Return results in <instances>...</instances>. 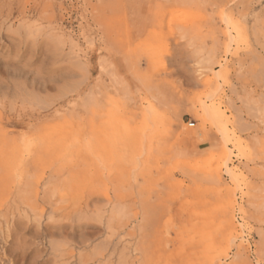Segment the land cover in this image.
<instances>
[{
  "label": "rangeland",
  "instance_id": "1",
  "mask_svg": "<svg viewBox=\"0 0 264 264\" xmlns=\"http://www.w3.org/2000/svg\"><path fill=\"white\" fill-rule=\"evenodd\" d=\"M126 261L264 264V0H0V264Z\"/></svg>",
  "mask_w": 264,
  "mask_h": 264
},
{
  "label": "bare ground",
  "instance_id": "2",
  "mask_svg": "<svg viewBox=\"0 0 264 264\" xmlns=\"http://www.w3.org/2000/svg\"><path fill=\"white\" fill-rule=\"evenodd\" d=\"M51 104H52V103H51ZM51 106H52V105H51ZM41 107H42V106H41ZM47 108H48V107H47ZM209 121H210V120H209ZM212 123H213V122H212ZM202 124H203V123H202ZM214 124H215V122H214ZM190 125H191V124H190ZM209 125H210V124H209ZM194 126H195V125H194ZM216 126H217V125H216ZM219 127H220V126H219ZM219 127H218V128H219ZM189 131H190V130H189ZM189 131H188V132H189ZM222 132H223V131H222ZM20 166H21V165H20ZM20 166H19V167H20ZM1 170H2V169H1ZM15 172H16V171H15ZM25 172H26V171H25ZM18 174H19V173H18ZM22 177H23V176H22ZM22 179H23V178H21V180H22ZM21 180H20V181H21ZM22 183H23V182H22ZM24 191H25V192H23L22 195L25 196V195L28 194L29 191H27V192H26V190H24ZM36 193H37V191H36ZM90 197H91V195H90ZM43 198H44V197H43ZM40 200H41V199H40ZM20 202H21V199H20ZM51 206H52V205H51ZM52 207H53V206H52ZM14 208H15V207H14ZM61 209H62V208H61ZM10 211H11V210H10ZM37 211H38V210H37ZM51 213H52V212H51ZM77 213H78V212H77ZM89 213H90V212H89ZM10 215H11V213H10ZM51 215H53V214H51ZM70 215H71V213L66 214L67 217H69ZM79 215H80V213H79ZM81 215H82V214H81ZM86 215H87V214H86ZM11 216H13V215H11ZM73 216H74V215H73ZM77 216H78V215H77ZM3 217H4V216H3ZM22 217H23V216H22ZM25 217H26V216H25ZM38 217H39V216H38ZM70 217H71V216H70ZM75 217H76V216H75ZM79 217H80V216H79ZM79 217H78V218H79ZM85 217H86V216H85ZM92 217H93V216H92ZM4 218H5V217H4ZM4 218H3V219H4ZM52 218H53V217H52ZM73 218H74V217H71V219H73ZM5 219H6V218H5ZM10 219H11V218H10ZM20 219H21V218H20ZM25 219H26V218H25ZM54 219H55V217H54ZM65 219H66V218H65ZM76 219H77V218H75L74 220H76ZM61 220H62V219H61ZM80 220H81V219H80ZM4 221H5V220H4ZM51 221H53V220H51ZM68 221H69V220H68ZM57 223H58V222H57ZM64 223H65V222H64ZM5 225H6V221H5ZM15 225H16V224H15ZM17 225H18V224H17ZM18 227H19V226H18ZM22 227H23V226H22ZM59 227H60V226H59ZM127 227H128V226H127ZM28 228H29V227H28ZM61 228H62V226H61ZM71 228H72V227H71ZM79 228H80V226H79ZM46 229H48V228H46ZM109 229H111V228H109ZM112 229H113V228H112ZM8 230H9V229H8ZM59 230H60V229H59ZM125 230H126V228H125ZM33 231H34V230H33ZM18 232H19V231H18ZM30 232H32V230H31ZM73 232H74V231H73ZM27 233H28V232H27ZM32 233H33V232H32ZM114 233H115V232H114ZM35 234H37V233H35ZM110 234H111V233H110ZM120 234H121V233H120ZM14 236H15V235H14ZM17 236H18V235H17ZM99 236H100V235H99ZM23 237H24V236H23ZM42 237H44V236H42ZM46 237H47V236H46ZM20 238H21V237H20ZM53 238H54V237H53ZM58 238H59V237H58ZM41 239H42V238H41ZM22 240H23V239H22ZM71 240H72V239H71ZM92 240H94V239H92ZM20 241H21V239H20ZM87 242H88V241H87ZM87 242H86V243H87ZM109 242H110V240H109ZM118 242H119V241H118ZM17 243H18V242H17ZM59 243H60V242H59ZM55 244H56V243H55ZM55 244H54V245H55ZM60 244H61V243H60ZM91 244H92V243H91ZM16 245H17V244H16ZM21 245H22V244H21ZM54 245H53V246H54ZM71 245H72V244H71ZM78 245H80V244H78ZM85 245H86V244H85ZM121 245H122V244H121ZM57 246H59V245L57 244ZM60 246H61V245H60ZM91 246H92V245H91ZM113 246H114V244H113ZM123 246H124V245H123ZM22 247H23V246H22ZM89 247H90V246H89ZM110 247L112 248V246H110ZM17 248H18V246H17ZM20 248H21V247H20ZM58 248H59V247H58ZM82 248H83V247H82ZM115 248H116V247H115ZM121 248H122V247H121ZM125 248H127V247H125ZM55 249H56V248H55ZM79 249H81V248L79 247ZM84 249H86V248H84ZM53 250H54V247H53ZM53 250H52V251H53ZM56 250H57V249H56ZM56 250H55V251H56ZM113 250H114V248H113ZM119 250H120V249H119ZM134 250H135V249H134ZM35 251H36V250H35ZM55 251H54V253H55ZM88 251H89V250H87V252H88ZM93 251H94V250H93ZM110 251H111V250H110ZM132 251H133V249H132ZM33 252H34V251H33ZM60 252H61V251H60ZM96 252H98V251H96ZM101 252H102V250H101ZM119 252H122V251H118V253H119ZM135 252H136V251H135ZM38 253H39V252H38ZM52 253H53V252H52ZM54 253H53V254H54ZM61 253H62V252H61ZM109 253L112 254V251L109 252ZM109 253H108V254H109ZM123 253H124V252H123ZM55 254H59V255H60V253H57V252H56ZM100 254H101V253H100ZM129 254H130V253H129ZM70 255H71V254H70ZM124 255H125V254H124ZM55 256H56V255H55ZM57 256H58V255H57ZM61 256H64V255H61ZM95 256H96V255H95ZM100 256H101V255H100ZM105 256H106V255H105ZM72 257H73V255H72ZM116 257H117V256H116ZM124 257H125V256H124ZM129 257H130V255H129ZM40 258H41V257H40ZM57 258H58V257H57ZM66 258H67V257H66ZM125 258H126V257H125ZM68 259H69V258H68ZM70 259H71V258H70ZM103 259H104V258H103ZM113 259H114V258H113ZM128 259H129V258H128ZM90 260H91V259H90ZM93 260H94V259H93ZM56 261L58 262V260H56ZM59 261H60V260H59ZM66 261H67V260H66ZM81 261H82V260H81ZM99 261H100V260H99ZM53 262H55V261H53ZM64 262H65V261H64ZM111 262H112V261H111ZM44 263H46V262H44ZM87 263H88V262H87ZM107 263H108V262H107ZM27 264H28V263H27ZM29 264H30V263H29ZM67 264H68V263H67ZM82 264H85V263H82ZM99 264H101V263H99ZM104 264H105V263H104ZM110 264H112V263H110ZM125 264H134V262H132V261H126Z\"/></svg>",
  "mask_w": 264,
  "mask_h": 264
},
{
  "label": "crops",
  "instance_id": "3",
  "mask_svg": "<svg viewBox=\"0 0 264 264\" xmlns=\"http://www.w3.org/2000/svg\"><path fill=\"white\" fill-rule=\"evenodd\" d=\"M172 44H174V42H172ZM175 46V45H174ZM183 67L187 70H189V72L186 74V85H187V87L188 88H190V90L193 88V85H195L196 84V81H195V78H194V76H193V68H194V66H192V64L191 63H188V62H184V64H183ZM169 68H178L177 66H176V64H172L171 63V65L169 66Z\"/></svg>",
  "mask_w": 264,
  "mask_h": 264
},
{
  "label": "built area",
  "instance_id": "4",
  "mask_svg": "<svg viewBox=\"0 0 264 264\" xmlns=\"http://www.w3.org/2000/svg\"><path fill=\"white\" fill-rule=\"evenodd\" d=\"M190 126H191V127H193V126H194V124H191Z\"/></svg>",
  "mask_w": 264,
  "mask_h": 264
}]
</instances>
